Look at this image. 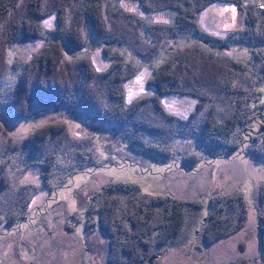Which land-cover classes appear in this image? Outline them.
<instances>
[{
    "label": "trees",
    "instance_id": "1",
    "mask_svg": "<svg viewBox=\"0 0 264 264\" xmlns=\"http://www.w3.org/2000/svg\"><path fill=\"white\" fill-rule=\"evenodd\" d=\"M131 1L149 12H173L174 21L147 24L142 17L117 8L112 0H0V110L15 123L36 110L64 108L84 114L118 128L136 150L168 163L177 158L175 141L180 137H195L211 149H243L252 137L253 124L260 119L254 109L263 97L264 11L250 12L251 32L234 31L225 39L232 44L256 43L253 61L199 47L179 48L153 69L146 86L154 94L127 103L125 85L136 70L125 60L121 47L128 46L152 62L171 39L195 30L204 35L197 23L199 12L216 0ZM53 14L52 39L26 63L18 85L6 94L1 85L14 67L8 60L11 47L42 39V22ZM144 31L154 44L147 42ZM92 36L103 42L104 54L112 60L106 71H98L90 58L69 60L65 54V47L82 49ZM169 94L196 99L195 109L188 117L167 111L162 98ZM73 154L75 162L67 167ZM183 159L191 166L199 163L196 154ZM19 162L38 167L43 183L23 189L18 208L12 209L2 198L12 187ZM97 166L92 139L74 136L65 122L38 126L23 138L14 137L0 122V228L17 224L19 212L15 210L26 211L42 189L57 193L74 175ZM77 167L81 168L75 174L61 176ZM104 188L86 227L108 238V264H149L152 256L160 257L154 254L156 250L188 243L204 209L200 199L181 198L173 192L145 196L139 185L129 182ZM211 205L212 212L202 222L204 235L197 237L206 246L241 230L249 211L243 193L219 196ZM261 244L264 256L263 238ZM245 261L224 264H248Z\"/></svg>",
    "mask_w": 264,
    "mask_h": 264
},
{
    "label": "rangeland",
    "instance_id": "2",
    "mask_svg": "<svg viewBox=\"0 0 264 264\" xmlns=\"http://www.w3.org/2000/svg\"><path fill=\"white\" fill-rule=\"evenodd\" d=\"M112 2L123 11L142 17L147 24H169L175 18L170 11H146L136 1ZM261 4H264V0L214 1L198 15L197 23L204 35L195 30L190 35L171 39L152 62L136 55L132 48L122 46L121 53L125 60L136 70L125 85L126 102L132 103L154 94L146 86L153 69L179 48L199 47L207 52L253 61L254 52H258L256 43L232 44L225 39L234 31L251 32L250 12L259 11L257 6ZM42 28V39L19 42L11 47L8 60L14 67L1 85L6 94H10L18 85L26 63L52 39L50 32L56 28V15L47 17L42 22ZM143 36L151 44L156 42L148 31H144ZM103 48V42L92 36L84 48L65 47L64 50L69 60L90 58L95 68L102 72L112 63L105 56ZM260 90L263 97L254 109L255 114H260L259 123L253 124L255 133H249L252 137L243 149L234 152L211 149L195 137H180L175 141L177 158L169 163L136 150L118 128L99 123L84 114L64 108L36 110L24 121L15 123L0 110V122L16 138H23L36 127L47 123L65 122L74 136L92 139L98 164L95 168H86L74 175L73 180L63 183L57 193L42 189L33 196L26 211L15 210L19 212L18 225L0 228V264H108V238L99 230L89 231L86 219L98 205L104 187L118 182L139 185L145 196L173 192L178 197L203 202L204 209L190 231L188 243L156 250L154 254L160 257L152 264H224L237 259L246 260L248 264H264L261 244L262 238L264 241V85ZM162 99L167 111L179 117H188L197 103L192 97L175 94L164 95ZM187 154H196L199 163L193 166L188 164L183 159ZM73 156L69 157L67 167L75 162ZM79 168L61 176H71ZM42 183L38 167L19 162L14 170L12 187L2 201L8 202L9 208L17 209L23 189L33 185L40 187ZM234 192L243 193L248 200L245 226L230 237L206 246L204 240L197 237L204 235L202 222L212 212V200ZM197 231L200 233L196 234Z\"/></svg>",
    "mask_w": 264,
    "mask_h": 264
},
{
    "label": "built area",
    "instance_id": "3",
    "mask_svg": "<svg viewBox=\"0 0 264 264\" xmlns=\"http://www.w3.org/2000/svg\"><path fill=\"white\" fill-rule=\"evenodd\" d=\"M257 9L263 11L264 10V4H261V5L257 6Z\"/></svg>",
    "mask_w": 264,
    "mask_h": 264
},
{
    "label": "water",
    "instance_id": "4",
    "mask_svg": "<svg viewBox=\"0 0 264 264\" xmlns=\"http://www.w3.org/2000/svg\"><path fill=\"white\" fill-rule=\"evenodd\" d=\"M155 259H157V257H156V256H153V257L150 259V264H152L153 261H154Z\"/></svg>",
    "mask_w": 264,
    "mask_h": 264
}]
</instances>
